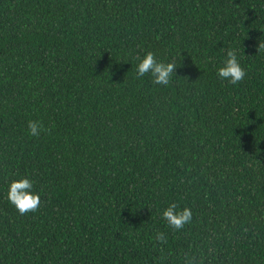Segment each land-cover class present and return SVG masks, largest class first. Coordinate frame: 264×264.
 <instances>
[{
    "label": "trees",
    "instance_id": "16d2710c",
    "mask_svg": "<svg viewBox=\"0 0 264 264\" xmlns=\"http://www.w3.org/2000/svg\"><path fill=\"white\" fill-rule=\"evenodd\" d=\"M260 42L264 0H0V264H264ZM148 51L169 85L137 76Z\"/></svg>",
    "mask_w": 264,
    "mask_h": 264
},
{
    "label": "clouds",
    "instance_id": "9594fccd",
    "mask_svg": "<svg viewBox=\"0 0 264 264\" xmlns=\"http://www.w3.org/2000/svg\"><path fill=\"white\" fill-rule=\"evenodd\" d=\"M260 50H264V43L262 42L257 47V51ZM137 59L139 60L136 67L137 76L149 75L152 78V83L156 85H169L171 77L176 73L178 67L175 57L169 62L158 61L151 51ZM245 75V69L240 65L235 50H227L223 66L218 69V76L235 85L242 81ZM27 127L30 135L34 137H38L44 130L43 125L38 121L29 120ZM48 131L51 130L48 129ZM32 188L33 182L26 177L12 180L9 184L7 198L21 215L35 212L40 206V196L31 191ZM162 218L170 228L180 230L186 224L191 223L192 211L188 207L180 209L176 203H172L163 210ZM156 239L165 241L166 237L161 232L157 234ZM185 264H201V261L197 260L195 255L185 253Z\"/></svg>",
    "mask_w": 264,
    "mask_h": 264
}]
</instances>
